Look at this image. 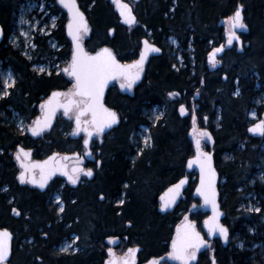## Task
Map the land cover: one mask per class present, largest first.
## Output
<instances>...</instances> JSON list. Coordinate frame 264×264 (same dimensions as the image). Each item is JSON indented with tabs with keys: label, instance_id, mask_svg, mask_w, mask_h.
I'll return each mask as SVG.
<instances>
[{
	"label": "trees",
	"instance_id": "16d2710c",
	"mask_svg": "<svg viewBox=\"0 0 264 264\" xmlns=\"http://www.w3.org/2000/svg\"><path fill=\"white\" fill-rule=\"evenodd\" d=\"M124 1L138 18L134 26L120 21L110 0H79L91 26L85 39L87 49L109 44L122 61H131L138 56L142 37L147 36L163 52L150 59L133 96L116 86L109 89L105 101L119 114L120 124L98 146L102 167L92 181L75 190L78 197L74 202L57 214L40 194L31 191L35 195L20 204L22 213L17 217L9 204L15 185L7 157L13 142L21 139L14 135L13 117L17 113L32 121L45 97L61 85L62 74L40 72L34 66L68 60L72 51L69 48L60 55L63 50L54 51L46 45L44 35H37L34 40L39 49L31 51L32 58L23 54V39L19 36L14 41L12 37L18 32L20 0H0L4 35L0 40V87L4 88L7 71L15 79L9 94L0 98V228L15 233L10 262L105 264L111 246L108 238L129 235L132 245L141 247L142 259L170 264L166 256L181 219L189 216L201 225L206 215L193 195L197 177L186 170L187 160L194 154V131L190 134V130L195 123L214 140L207 148L214 149L223 223L231 232L228 246L216 240L213 252H203L196 264H211L213 258L218 264H264V135L255 138L248 130L253 123L252 109L260 114L263 110L257 100L264 93V0ZM240 4L250 28L243 34L249 44L242 51L227 49L221 67L210 64L209 53L224 41L220 22L231 17ZM170 37L178 42L182 63L168 43ZM56 38L70 46L65 26L58 28ZM235 83L240 87L237 93ZM154 106L164 108L155 120L150 117ZM72 125L71 119L59 117L52 136L55 143L46 145V150L53 146L68 151L59 129ZM142 126H148L149 146H143L138 136ZM187 175L190 183L178 203L163 213L161 194ZM4 184L9 191L1 190ZM25 209L35 216L26 218ZM41 226L47 236L40 235ZM73 232L79 236L77 250H59L57 246Z\"/></svg>",
	"mask_w": 264,
	"mask_h": 264
},
{
	"label": "flooded vegetation",
	"instance_id": "af4514ba",
	"mask_svg": "<svg viewBox=\"0 0 264 264\" xmlns=\"http://www.w3.org/2000/svg\"><path fill=\"white\" fill-rule=\"evenodd\" d=\"M32 1H34V0H32ZM35 1L38 5V9H35L34 14L37 15V17L40 16V18H42V20H47L48 21V23H47L48 27H49V24L51 23V20H53L52 23H54L53 26L50 27V31L46 32L44 35L46 37L47 42H48L46 45L50 46V48H52L54 51L63 50L62 54H60V55L67 53L69 48L73 52V47H72L71 42H70V46H67L65 42H62V44H61L59 42V40L56 38V31H58L59 27L63 28V26H65V29H66V24L69 20L67 12L57 3V0H35ZM26 2H27V0H20L19 8L17 11V17L19 16V13L25 14L23 11H21V9L24 7V4ZM33 11H34V9H33ZM25 25H26L25 28L29 29L30 20H28V22H26ZM220 25L224 26V41H225V32L229 30V22L227 19H224L223 21L220 22ZM241 36L243 37V46L245 47L249 44V42L243 36V34H241ZM26 40H27V38L23 39V45L25 44V46L23 47V54L30 55L31 51H37L39 49L38 45L34 39H31V40L29 39L30 42L25 43ZM51 40L55 41L54 48L51 47V45H50ZM33 41L36 44V48H33L31 46ZM223 42H221L219 45H221ZM216 46H218V45H216ZM216 46H214V48ZM231 48L238 49V44L235 43ZM72 52H71V54H72ZM218 60L221 61V56L217 57V61ZM216 63L214 65H216ZM70 64H71V57L68 60L61 59V60L57 61L54 65L51 66L49 71L45 70L46 73H48V74H51L53 71H55L56 74H62L63 79L61 81V85L56 89H62L63 93H68L70 91H73V89H74L73 77L68 72L64 71L66 68H68L70 66ZM217 67H221V66H217ZM146 69H147V67H146ZM146 69H145V72H146ZM13 78H14V76H13ZM122 84H124L123 80L118 79L115 82V84H113L111 87L116 86L119 88V90L121 92L128 93L130 96H133L134 95V89L137 86L127 88V87H121ZM235 84H236L235 92L237 93V92H239L240 87L237 85V83H235ZM124 85H126V84H124ZM258 86H259V84H258ZM109 89H108V91H109ZM0 91H2L1 87H0ZM108 91H107V93H108ZM197 96L198 95H196V98H198ZM1 97H3V96H0V98ZM62 99L67 100L68 97L62 96ZM76 99H77V101H80L84 98L76 96ZM263 100H264V93L257 100L258 105L263 106V110H262L261 114L259 113V111L257 109H252V110H256V113L258 116L257 120H261L264 116V101ZM83 106H84V104H80L79 106L74 105V107L70 111H68L67 114H65L64 111H60L58 114V117L56 119V122H57L59 117H63V116L68 118V119H71L73 121L74 116L77 115L78 110L80 108H82ZM41 113H42V108H41V111L39 112L38 115H40ZM89 116H90L89 114L84 115L83 119L86 120L89 118ZM22 117L26 119V117H24V116H22ZM34 119L32 121H29L28 119H26L27 127L24 130H20L15 123L16 127H14V131H15L14 135H16L17 137H19L21 139L20 140L18 139L19 141L13 142L12 147L10 149H8L7 157L10 158V160H11L10 166H12V173L14 175V185H15V187L13 189V193L10 195L9 204L11 205V213L17 217L22 213V211L19 208L20 204L23 205V203L28 202V199L32 197L33 193L29 194L31 191L41 195V199H43L45 204L47 206H49V210H53L55 208V211L57 214L63 213L65 208H66L67 203L68 202L73 203L74 200L76 199V197H78V194H77V192H75V190L80 188L84 184H88L90 181H92L95 178V176L97 175V169L102 167L103 162H102V157L99 155L100 151H98L99 150L98 146H101L106 135L109 132L113 131V129H112L110 131H107L104 133H98V134L94 135L92 137L90 143H89V146H86L84 144V142L87 138V134H88L87 131L85 129L77 130V128H75L74 125H72V127L69 129H59V132H62V134L65 135L64 142L68 146L67 147L69 149L68 151L56 150L52 145L51 146L53 148L49 147V149L46 150V145H50V143L52 141L55 143V140H54V138H52V136L54 133L57 132V130H55V128H54L55 125H54L50 130L43 132L38 137H34L30 134V130H29ZM257 120H255V121H257ZM51 138L53 140H51ZM210 141H211L210 144L214 143L213 137H210ZM20 148H23L25 151L30 152V156H28V157L22 156L21 160H18L17 159V152ZM89 148L91 149L90 153H88ZM0 150H1V148H0ZM55 152H59V154L57 156H55V158L53 160L54 166L55 167L58 166L60 168L65 166L66 171L70 175H72V176L78 175L79 178L75 184H73L63 174L56 173L51 178V180L49 181V183L47 184L45 189H41L40 187L36 186L35 183L31 182V178L33 176L35 177L36 180L41 179L42 169L39 166L34 167V168H30L29 171L25 173V179L23 181H21L20 174L22 172H25L24 167H22L21 161H23L24 164H29V165H33L34 163H37V162L42 163L50 155H52ZM64 154H70V156L68 158L61 156ZM73 169H83V171L74 172ZM89 169L92 171L91 176L86 175V172ZM1 190L2 191H9L8 190V184H4L1 188ZM27 194H29V195H27ZM33 195H35V194H33ZM193 195H194V192H193ZM197 207L200 209V203L197 205ZM61 208L63 209L62 211H61ZM167 211H171V210H167ZM167 211H165V212H167ZM205 213H206V215L204 216L201 225H198L196 223V221L193 220L192 218H190V219L193 221V223L195 224L197 229L205 236V238H207V236H206L207 232L203 228L204 220L207 217V212H205ZM33 215L35 216V214H32V215L30 214V210L25 209V217L26 218H31V216H33ZM183 219H185V218L183 217L181 219L180 223L177 226L175 233L172 235V238L170 241L169 253L173 251L172 247H171V243H172L173 239L175 238V236L178 235V229L180 228V225H181V222ZM32 221H34V225L36 226V221L35 220H32ZM47 226H50L49 222L47 223ZM66 226H70V224L66 223ZM3 228H7V227H1L0 229H3ZM38 228L41 229V231H43V232H41L40 235L47 236L46 235L47 233L44 232V229H45L44 227L42 228V226H41ZM7 229L11 230L10 228H7ZM11 232L14 234V238H15V233L12 230H11ZM72 234L75 235L76 243H77V240L79 238L78 234L76 232H73ZM72 234L70 235V237L72 236ZM70 237H68V238H70ZM125 237H127V236H125ZM125 237L123 239L120 237V235H117V236H113V237L108 238V242L112 243L113 252L110 253L109 251H107L108 255L105 258L104 263L106 264L107 258H109V256H111L112 254L116 255L118 257V262L121 263L125 257H128L127 256L128 249H135L136 247H138L139 251L137 252V259H136L135 264H149V261H151V259H149V258L142 259L141 258V247L137 246V245H132V240L129 241V235L127 237V242L125 243ZM230 237H231V232L229 229L228 242L224 246H228V244L230 242ZM29 238H30L29 242L30 241L32 242L33 236H31ZM68 238L66 237L64 240H66ZM64 240H62V241H64ZM216 240H220V239L217 238L213 241H210L209 242L210 243L209 248L198 253L197 259H194L190 264H196L200 260L201 254L205 251H210V253H212L214 250V247H215L214 244H215ZM13 242H14V239H13ZM13 242H12V246H13ZM197 252H198V250H196V253ZM169 253L166 256L168 263H170V264H183V261L175 260V259L169 257ZM9 263H11V262L9 261ZM160 264H162V263L160 262ZM251 264H262V263H254L252 261Z\"/></svg>",
	"mask_w": 264,
	"mask_h": 264
},
{
	"label": "snow or ice",
	"instance_id": "6c2138e0",
	"mask_svg": "<svg viewBox=\"0 0 264 264\" xmlns=\"http://www.w3.org/2000/svg\"><path fill=\"white\" fill-rule=\"evenodd\" d=\"M59 2L66 7L70 14L72 15V21L69 23V33L73 36V39L77 41L76 44V52L73 55L72 64L69 69H65V72H68L70 75L76 78L75 91H70L68 93L62 92H53L50 99L46 102V104H42L41 108H47L45 112V116L43 122L38 118L35 122V126L32 127L31 131L33 135H38L45 127L48 126V123L51 119V116L54 114L56 108L63 107L65 110V114L71 110V108L80 104L86 105V107L81 111V115L83 111H90L93 114L92 123L96 125L95 131L102 132L104 127H108L111 124L117 122V115L115 112H111L103 107L100 103L101 97L103 95L104 86L109 78L114 75H121L127 77L128 83L126 85L122 84L121 87L131 88L136 80L139 79V73L143 70V63L146 59V55L148 51H159V49L155 47L147 46V41H145L146 49L145 52L141 54L140 60L135 62L133 65H121L118 61L115 60V57L112 55L111 51L107 48L102 49L100 52L96 53L94 56H90L84 52L83 48L79 44V39L81 34H86L89 29L87 27V22L84 19L83 13H81L76 5L75 0H59ZM113 3L117 6L120 11L121 16L124 17L127 23L131 24L135 22V16L132 14L131 6L127 3H123L122 0H113ZM242 8H237L234 15L228 18L229 22V30L227 34V42L228 44H232L234 40H239L240 37L236 34V29H246V25L243 22L242 16ZM25 21L21 20L23 24ZM2 31V29H0ZM223 51V46L220 48L213 49L212 53L209 54L210 61L215 62V57L217 53ZM135 68L137 71L135 73L132 72V69ZM38 71L44 72V68H39ZM8 81H11L12 84L15 83L14 78L12 77L11 72L7 74V79L5 80L3 87L5 89L3 95H8L7 88L10 86ZM174 95V94H170ZM66 96L68 97L67 103L61 104L58 100L59 97ZM82 97L84 99L77 101L73 99V97ZM181 111L183 112V106H181ZM98 112L104 114V119L102 122H98L96 120V115ZM255 116V113H252ZM77 130H79L80 126V116L76 117ZM252 132H258L264 134V120H261L259 123L253 125L250 129ZM92 133L89 132V136ZM203 137H210V134L206 131L201 132L200 134ZM148 137L145 138V144H148ZM88 141L85 140V144ZM197 145V156L195 160L189 161V166L193 163L200 164L202 172L205 167L209 170V175L207 181L202 176L201 178V187L197 189L198 192L201 193L204 197L205 204H211L214 215L209 218L205 223L209 226L210 234H214L219 231L220 234L227 239L228 230L223 226L218 224V218L220 213L218 211V206L216 204V192L214 188L215 181V173L214 170H211L210 161L211 156L208 153H203L199 151L200 141H196ZM30 156V152L25 151L23 148H20L17 152V159L21 160V157ZM51 159V158H50ZM22 167H24L25 172L20 174V179L23 181L25 179V173L29 171L30 168H34L37 166L43 167L41 165H29L24 164L21 161ZM47 163V162H45ZM74 172L83 171V169H73ZM86 175L91 176L92 171L89 169L86 172ZM69 180L75 184L78 180L77 176L69 175ZM46 181V177L42 176L40 181H37L33 176L31 179L32 183H40L41 187L44 186V182ZM185 183V180H181L177 185H174L173 188L176 192L179 191L180 187ZM173 189H169V192H172ZM164 201L161 205L162 209H166L169 207L172 200L165 201L164 197L161 198ZM123 203V201H121ZM63 209L61 208V211ZM259 211V209H255ZM11 238V234L5 229L0 231V264L4 262L9 255V241ZM205 244V241L200 236L198 232L195 231V227L193 224L189 223L186 225L183 232L178 229V238L173 241L172 248L173 251L169 253V257L177 260L183 261V264H190V261L195 259L196 250L202 247ZM64 251L67 250V247L62 249ZM139 251V249H128L127 256L130 259H125L124 264H135V253ZM111 253V249L109 250ZM110 264H115V262H110ZM149 264H160V262L156 259L149 261ZM213 264L215 262L213 261Z\"/></svg>",
	"mask_w": 264,
	"mask_h": 264
},
{
	"label": "water",
	"instance_id": "95a60500",
	"mask_svg": "<svg viewBox=\"0 0 264 264\" xmlns=\"http://www.w3.org/2000/svg\"><path fill=\"white\" fill-rule=\"evenodd\" d=\"M110 1L113 3V0H110ZM75 2H76V5H77L79 11H80L81 13H83L84 19H85V21L87 22V27H88V29L90 30L91 26H90V22H89L88 15H87L86 11H85L84 9L81 8L80 3H79V0H75ZM122 2H123V3H127V2H125L124 0H122ZM57 3H58V4H59V5H60V6L66 11V12H67L68 17H69V20H68V22H67V24H66L65 32H66V36H67V38L70 40V42H71V44H72V47H73V52H72V56H71V64H72V59H73V55H74V53L76 52V44H77V41H75V40L73 39V36L69 33V28H68L69 23L72 21V15L70 14L69 10H68L66 7H64V6L59 2V0H57ZM127 4H128V3H127ZM129 5H130V4H129ZM241 5L243 6V8H242L243 22H244V24H245L247 27H246V29H236V34L240 37V39H239L238 41H237V40H234V41L232 42V44H228V42H227V34H228V31L225 32V41H224L220 46H216V47H215V48H220L221 46H223V51L217 53V55H216V57H215V63L217 62V57L222 56L223 53L225 52V50L231 48L235 43L238 44V49H239V51H242V50H243V38H242L241 34H248L249 31H250V28H249V26L247 25V23H246V21H245L244 5H243V4H240L239 7H240ZM114 7H115V10H116V12H117V14H118V17H119L120 21H121L124 25H126V26H134V25H136V23H137V21H138V18H137L136 14L134 13L133 10H132V14L135 16L136 19H135V22H134V23L129 24V23L126 22V20L124 19V17L121 16L120 11H119V9L117 8V6H116L115 4H114ZM131 9H132V8H131ZM233 15H234V14H233ZM233 15H232V16H233ZM0 29H2L1 24H0ZM226 29H227V28H226ZM114 30H115L114 27L110 28V35H111V36L114 35ZM2 38H3V29H2V31H0V40H1ZM145 41H147V46H149V47H155V48L159 49V51H148V52H147L146 59L144 60V63H143V70L140 71V73H139V79L136 80L135 83L132 85V87H135V86H137L139 83L142 82V80H143V78H144V75H145V69H146V67H147V65H148V63H149L151 57H153V56H157V55H160V54H162V52H163V49H162L158 44H156V43H154L153 41H151V39H150L149 37H147V36L142 37V39H141V45H140V50H139L138 56H137L134 60H131V61H122V60L117 56L116 52L113 50V48H112L109 44H106V45L102 46L101 48H98V49H96L95 51L90 52V51L87 49V46H86V44H85V38H83V34L80 35L79 44H80L81 47L83 48L84 52L87 53V54L90 55V56H94L96 53L100 52L102 49L107 48V49H109V50L111 51L112 55L115 57V60L118 61L119 64H121V65H133L135 62H137V61L140 60L141 54L145 52V49H146V45H145V43H144ZM215 48H214V49H215ZM212 51H213V50H212ZM212 51H211L210 53H212ZM210 53H209V54H210ZM208 62H210V63H214L213 61H210V59H209V55H208ZM71 64H70V66H69L68 68H66V69H69V70H70ZM217 64H218V66H221V65H222L221 61H218ZM136 71H137V69H135V68L132 69V72H133V73H135ZM71 76H72V75H71ZM72 77H73V81H74V89H73V91H75L76 78H75L74 76H72ZM118 79L123 80L124 84H127V83H128L127 77H125V76H121V75H114V76H112L111 78H109V79L107 80V82H106V84H105V86H104V89H103V95H102V97H101V101H100V103L103 105V107H104L105 109H107V110H109V111H111V112H115V113H116V115H117V117H118L116 123L111 124V125L108 126V127H104V129H103L102 132H96V131L94 130L95 127H96V125L92 123V121H93V114H92V112H90V111H83V114L81 115V111L86 107V105H84L82 108H80V109L78 110L77 115H75L74 118H73V125H74L75 128H77L76 117L79 115V116H80V126H79V130H81V129H85V130L87 131V133H88V134H87V138H86V140L88 141V143L85 144V142H84V144H85L86 146H89V143H90V141H91V139H92V137H93L94 135H96V134H98V133H104V132L110 131V130L116 128V127L120 124V116H119V114H118V113H117L112 107L108 106V104H107L106 101H105V98H106V95H107V91H108V89H109L113 84H115V82H116ZM127 88H128V87H127ZM53 92H62V93H63V90H62V89H54V90H52V91L50 92V94H49V95L45 98V100L42 102V104H46V102L50 99V97H51V95H52ZM197 95H198V94H197ZM197 97H198V96H197ZM73 99L77 100L76 97H73ZM58 100H59V102H60L61 104H64V103H67V100H68V99H67V100H63V99H62V96H61V97L58 98ZM73 107H74V106H73ZM73 107H72V108H73ZM72 108H71V109H72ZM46 111H47V108L42 109V113H41L40 115H38V116L34 119L33 123L31 124L29 130H30V134H31L32 136H34V137H38V136H40V135L42 134V132L47 131V130H50V129L55 125V123H56V119H57V117H58L59 112H60V111H64V112H65V110H64L63 107H58V108H56L54 114L51 116V119H50V121H49V123H48V126L45 127V128L43 129V131H41L38 135H33L32 131H31L32 127L35 126V122L37 121L38 118L43 122V119H44V116H45V112H46ZM87 114H89L90 116H89L88 119L84 120L83 117H84V115H87ZM103 119H104V114L101 113V112H98L97 115H96V120H97L98 122H102ZM261 120H264V116H263V118H262ZM261 120H258V121H256V122L252 123V124L249 126V128H248V129H249V133H250V135L253 136V137H255V138H260V137H262V136L264 135V134H261V133H258V132H252V131H250V129L253 127V125L259 123ZM195 128H196V125H195V123H193V126H192V128H191V130H190V134L195 130ZM89 132L92 133L91 136H89ZM197 140L200 141V148H199V151H201V152H203V153H208V154H210V156H211L210 167H211V170H214V173H215L214 188H215V192H216V204H217V206H218V211H219V213H220V216H219V218H218V224L221 225V226H223L224 228H226V229L228 230V233H227V239H225V238L220 234L219 231L215 232L214 234H210V232H209V226L205 223V221H208L209 218L212 217V216L214 215V213H213V209H212L211 204H205V201H204V197H203V195H201V193L198 192L197 189L201 187V178H202V176L205 178V181H207V179H208V175H209V170H208L207 167H205V169H204L203 172H202V169H201L200 164H197V163H193V164H191V166H189V161H193V160H195V158H196V156H197V151H198V150H197V145H196V141H197ZM202 140H203L202 137H196V138H193V143H194V154H193V155L187 160V163H186V170H187L188 172H190V173H196V174H197V185H196V188H195V191H194V196L197 197V198H199V200H200V207H201L205 212H207V217L205 218V220H204V224H203V228H204V229L206 230V232H207V235H206L207 238H205L204 235H203V234L197 229V227L195 226V224L193 223V221H192L190 218H186V219H184V220L182 221L181 225H180V228H179V230H180L181 232H183L184 229H185V227H186V225H188L189 223H191V224L194 225V227H195V231L198 232V233L200 234V236L203 238V240L205 241V244H204L202 247H200V248L198 249V252L195 254V259H197V257H198V253H200L201 251H204V250H206L207 248H209V243H208L209 240H214V239H216V238H220L221 241H222V243H223V245H226L227 242H228V236H229V229H228V226L225 225V224L223 223V218H224V216H225V212L222 210V208H221V203H220V194H219V188H218V183H219V172H218L217 167H216V165H215V160H214V149H210V150H208V149H204L203 146H202ZM90 152H91V149L89 148L88 153H90ZM58 154H59V152H55V153H53L52 155H50V156H49L45 161H43L42 163L37 162V163H34V164H33V165H41V166H43V167H41V169H42V176L46 177V181L44 182V186L41 187V184H40V183H35L36 186L40 187L41 189H45V187L47 186V184L49 183V181L51 180V178H52L56 173L63 174V175L66 176L67 178H68L69 175H70V174L66 171L65 166H63L62 168H60V167H58V166H56V167L54 166V162H53V160H54L55 156H57ZM61 156L65 157V158H68V157L70 156V154H64V155H61ZM50 158H51V159H50ZM58 161H59V160H58ZM45 162H47V163H45ZM39 167H40V166H39ZM41 178H42V177H41ZM31 179H32V178H31ZM68 179H69V178H68ZM40 180H41V179H39V180H37V181H40ZM181 180H185V183L180 187L179 191L176 192V190L173 188V186H174V185H177ZM181 180H179L178 182H176V183L170 185V186H169L168 188H166V190L162 193L161 198L164 197V200H165V201H169V200L174 201V202H171V203L169 204V207L166 208V209H162V207H160V210H161L162 212H165V211H167V210H171V209H173V208L176 206L178 198L180 197L182 191L184 190V188L186 187V185H187V183H188V181H189V177H184V178H182ZM169 189H173V191H172V192H169ZM161 200H162V199H161ZM163 202H164V201H162V203H163ZM161 205H162V204H161ZM3 230H5V229H0V231H3ZM6 230L11 234V238H10V241H9V249H10V250H9V255L7 256L6 260H5L4 262H2V263H3V264H12V263H9V261H10L11 254H12V242H13V239H14V234H13L9 229H6ZM177 238H178V235L175 236V238L173 239V241H174V240H177ZM173 241H172V243H171V247H172ZM135 249H139V248L136 247ZM172 250H173V248H172ZM137 252H138V251H137ZM137 252L135 253V262H136V259H137ZM125 259H130V258H129V257H125V258L123 259V261H122L121 263H119V262H118V257H117L116 255H113V254H112L111 257L107 258V260H106L107 263H106V264H110V262H115V264H124ZM175 260H177V259H175ZM192 261H193V260H192ZM192 261H190V263H191ZM213 261L215 262V264H218L216 258H213V260H212V264H213Z\"/></svg>",
	"mask_w": 264,
	"mask_h": 264
},
{
	"label": "rangeland",
	"instance_id": "374dc122",
	"mask_svg": "<svg viewBox=\"0 0 264 264\" xmlns=\"http://www.w3.org/2000/svg\"><path fill=\"white\" fill-rule=\"evenodd\" d=\"M35 6H37V3L36 1H32V0H27V2L24 4V7L21 9V11H23L25 14H21L19 13V16H18V26H21L20 29L19 27H17V31L18 32H15L14 34H12V37L14 38V41H17L19 36L20 38L22 37H26L27 40L25 41V43L27 42H30V40L34 37H36L37 35H45L46 32H49L50 31V27L53 26L54 23H52L53 20H51V23L49 24V27L47 26V23L48 21L47 20H42V18H40V16L37 17V15H34V14H31V16H28L27 15V12H29L31 9L35 8ZM23 19V21L27 22L28 20H30V24H31V27L29 29H25L23 28V24L21 23V20ZM228 20V19H227ZM33 30V32H32ZM87 37V33L83 35V38H86ZM12 38V39H13ZM30 40H29V39ZM24 39V38H22ZM50 45L51 47L54 48V43L55 41L54 40H51L50 41ZM169 45L173 46L172 48V51L174 53H177V57H178V60L179 62H181V57L180 55L178 54V42L177 40L174 38V37H170L169 38ZM25 46V44H24ZM169 49V48H168ZM171 51V49H169ZM30 53V52H29ZM49 62L47 63H41V64H36L34 66L35 69H39V68H44L46 71H49V69L51 68L52 64H48ZM182 63V62H181ZM179 63V65L181 64ZM10 71H7L6 73V76H5V79H7V74L9 73ZM12 74V73H11ZM13 77V75H12ZM15 80V79H14ZM8 83L11 85H13L11 83V81H8ZM9 86V87H10ZM8 87V88H9ZM8 88L6 89L8 91ZM5 89L2 88V91H0V96H4L3 93H4ZM264 101V100H263ZM262 104V103H261ZM164 112V108L162 106H154L151 110H150V117L155 120L157 119L159 116H161ZM252 113H255V116L252 115ZM250 117L253 119V122L255 120H257L258 116H257V113H256V110H252L250 112ZM13 121L16 123L17 127L20 129V130H24L26 129L27 127V122H26V119L23 118L21 115L15 113V116L13 117ZM196 130H194V133L192 134V137L193 138H196V137H203L201 136V132H204L202 130H200L198 127L195 128ZM138 136L143 144V146H149L151 144V137L149 135V129H148V126H142L140 131L138 132ZM148 137V144L146 145L145 144V138ZM203 147L208 149L207 146L211 143L210 141V137H203ZM59 198V197H58ZM76 238L75 236H71L70 238L64 240L59 246H58V249L61 250V251H64L62 249L66 248L67 247V250L64 251V252H73V251H76L77 250V247H76ZM109 244L111 246L108 247V251L111 249V252H113V248H112V243L109 242ZM111 257V256H109Z\"/></svg>",
	"mask_w": 264,
	"mask_h": 264
},
{
	"label": "bare ground",
	"instance_id": "6f19581e",
	"mask_svg": "<svg viewBox=\"0 0 264 264\" xmlns=\"http://www.w3.org/2000/svg\"><path fill=\"white\" fill-rule=\"evenodd\" d=\"M218 46H220V45H218ZM90 51V50H89ZM95 51V50H94ZM90 52H92V51H90ZM218 61H220V60H218ZM217 61V62H218ZM210 63V62H209ZM221 63H222V61H221ZM210 64H215V62L214 63H210ZM216 65L218 66V64L216 63ZM222 66V65H221ZM252 124V123H251ZM249 130V129H248ZM45 132V131H44ZM43 133V132H42ZM250 134V133H249ZM208 150H210V149H208ZM214 160H215V158H214ZM190 173V172H189ZM184 177H189L188 175L187 176H184ZM184 177H182V178H184ZM181 178V179H182ZM180 179V180H181ZM178 182V181H177ZM189 182H190V177H189V181H188V183H187V185H186V187L188 186V184H189ZM176 183V182H175ZM196 185H197V183H196ZM186 187L184 188V190L182 191V193H181V195H180V197L182 196V194H183V192L185 191V189H186ZM168 188V187H167ZM195 188H196V186H195ZM166 190V189H165ZM195 191V190H194ZM162 195V194H161ZM179 197V198H180ZM179 198H178V200H179ZM197 198V197H196ZM199 199V198H198ZM160 200H161V196H160ZM178 200H177V203H178ZM161 204H162V200H161ZM202 209V208H201ZM3 229H7V228H3ZM229 229V228H228ZM11 231V230H10ZM205 237V236H204ZM228 238H229V236H228ZM217 239V238H216ZM220 239V238H219ZM215 240V239H214ZM221 240V239H220ZM210 241H213V240H209L208 241V243L210 242ZM210 244V243H209ZM107 263V262H106Z\"/></svg>",
	"mask_w": 264,
	"mask_h": 264
}]
</instances>
